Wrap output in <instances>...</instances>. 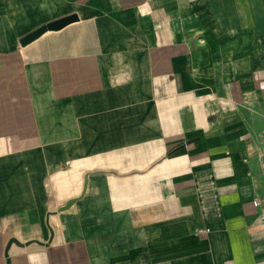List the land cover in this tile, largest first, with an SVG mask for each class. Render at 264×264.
I'll use <instances>...</instances> for the list:
<instances>
[{
	"label": "crops",
	"instance_id": "obj_1",
	"mask_svg": "<svg viewBox=\"0 0 264 264\" xmlns=\"http://www.w3.org/2000/svg\"><path fill=\"white\" fill-rule=\"evenodd\" d=\"M263 198L264 0H0V264H264Z\"/></svg>",
	"mask_w": 264,
	"mask_h": 264
},
{
	"label": "water",
	"instance_id": "obj_2",
	"mask_svg": "<svg viewBox=\"0 0 264 264\" xmlns=\"http://www.w3.org/2000/svg\"><path fill=\"white\" fill-rule=\"evenodd\" d=\"M77 21H79L78 15L77 14H71V15L56 19L54 21H51L49 23H46L45 25L37 28L35 31H33V32L29 33L28 35L22 37L20 39V45L22 47H26L27 45H29V44L33 43L34 41H36L37 39H39L45 33L51 32V31L52 32L60 31V30L64 29L65 27H67L68 25H70L74 22H77ZM13 243L20 245V246H24L21 243H19L17 240L12 239L9 242L7 250H6L7 256H8L9 248ZM30 244L31 243H28L26 245H30ZM38 244H41V243L38 242Z\"/></svg>",
	"mask_w": 264,
	"mask_h": 264
},
{
	"label": "built area",
	"instance_id": "obj_3",
	"mask_svg": "<svg viewBox=\"0 0 264 264\" xmlns=\"http://www.w3.org/2000/svg\"><path fill=\"white\" fill-rule=\"evenodd\" d=\"M260 203H261V201H259V200H256V201L253 202L255 207H258ZM263 203H264V198H263ZM261 220H262V223L264 225V215H262ZM202 231L203 230H201L200 232H202Z\"/></svg>",
	"mask_w": 264,
	"mask_h": 264
}]
</instances>
